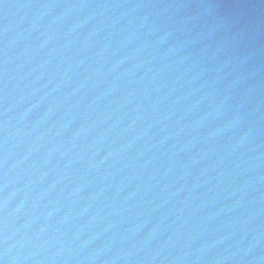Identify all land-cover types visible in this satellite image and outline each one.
Returning a JSON list of instances; mask_svg holds the SVG:
<instances>
[{"label": "water", "instance_id": "obj_1", "mask_svg": "<svg viewBox=\"0 0 264 264\" xmlns=\"http://www.w3.org/2000/svg\"><path fill=\"white\" fill-rule=\"evenodd\" d=\"M0 264H264V0H0Z\"/></svg>", "mask_w": 264, "mask_h": 264}]
</instances>
